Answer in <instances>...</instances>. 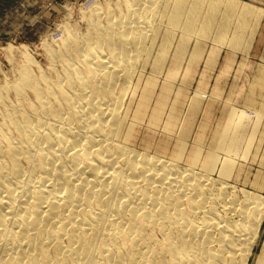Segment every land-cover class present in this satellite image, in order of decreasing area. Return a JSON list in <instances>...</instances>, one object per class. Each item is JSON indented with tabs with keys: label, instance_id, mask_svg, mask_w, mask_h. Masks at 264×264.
I'll use <instances>...</instances> for the list:
<instances>
[{
	"label": "bare ground",
	"instance_id": "bare-ground-1",
	"mask_svg": "<svg viewBox=\"0 0 264 264\" xmlns=\"http://www.w3.org/2000/svg\"><path fill=\"white\" fill-rule=\"evenodd\" d=\"M203 1L96 2L88 32L51 52L63 63L54 79L21 70L12 86L32 105L0 113V264L251 263L264 195L230 177L244 114L206 95L208 72L183 96L213 30Z\"/></svg>",
	"mask_w": 264,
	"mask_h": 264
},
{
	"label": "rangeland",
	"instance_id": "rangeland-1",
	"mask_svg": "<svg viewBox=\"0 0 264 264\" xmlns=\"http://www.w3.org/2000/svg\"><path fill=\"white\" fill-rule=\"evenodd\" d=\"M210 1L205 0L201 4L200 19L204 20L208 15H213L210 18L213 30L210 38L205 40V51L198 55V71L192 87L184 90L183 96L190 97L199 87L202 72H208L206 95L209 96L215 89L223 103L229 102L243 112L241 124L246 132L241 135L235 152L228 151L234 159V171L230 177H242L238 182L240 188L245 187L264 195V0H228L237 3L240 8L249 7L251 11L242 12L244 15L236 10L231 11L230 8L225 10L222 6L212 5ZM96 2L106 9L109 6L114 8L116 0H0V113L8 112V108L16 115L22 113L23 107L29 110L33 102L32 93L26 92L25 95L18 96L17 89L12 86L19 83L21 70L30 69L34 81L43 74L54 79L63 69V63L53 57L51 52L65 48L63 39L69 31L79 36L88 32V19ZM225 15L229 16L230 21L228 20L226 30L221 31ZM201 40L197 44L203 43ZM157 48H154V56L160 52ZM211 49H215L216 53H210ZM172 52L173 47L164 53L165 56L168 54L166 60L175 56ZM226 55H230L229 61ZM27 56L36 61L35 66L25 64ZM187 62L188 58L185 57L184 64ZM149 72L150 66L145 69L144 78ZM183 78L180 76L177 84L182 83ZM26 94L28 98L25 97ZM256 94L263 99L257 98ZM255 95L256 101L251 104ZM14 104L21 109L11 106ZM16 109L20 111L15 112ZM258 112H262L261 115ZM218 124L219 122H215V126ZM225 125L226 120L222 127ZM263 241L264 223L250 264H255Z\"/></svg>",
	"mask_w": 264,
	"mask_h": 264
}]
</instances>
